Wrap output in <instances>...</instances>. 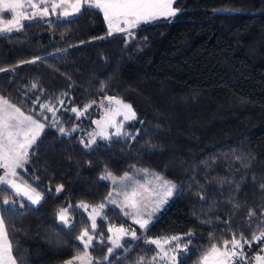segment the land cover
I'll return each mask as SVG.
<instances>
[{"label": "trees", "instance_id": "1", "mask_svg": "<svg viewBox=\"0 0 264 264\" xmlns=\"http://www.w3.org/2000/svg\"><path fill=\"white\" fill-rule=\"evenodd\" d=\"M174 7L175 17L141 23L131 37L109 36L101 12L90 7L0 35V68L14 69L0 72V96L34 117L40 103L51 104L63 127L76 128L61 135L46 126L17 169L42 194L40 203L0 186V208L6 197L16 201L2 215L17 264H65L82 251L76 237L90 224L77 205L105 200L106 169L119 177L144 168L176 188L146 232L105 206L90 249L96 260L107 254L99 233L106 241L109 224L136 229L139 237L124 238L129 251L117 249L111 264H135L141 256L147 264L155 248L145 240L168 235L190 239L179 259L197 264L211 244L234 233L251 241L264 229V0H174ZM108 96L132 106L136 118L127 127L134 134L85 148L80 141L99 116L95 106ZM88 105L79 118L71 111ZM61 208L69 209L71 226L58 221ZM261 247L246 245L245 254L252 259Z\"/></svg>", "mask_w": 264, "mask_h": 264}, {"label": "snow or ice", "instance_id": "2", "mask_svg": "<svg viewBox=\"0 0 264 264\" xmlns=\"http://www.w3.org/2000/svg\"><path fill=\"white\" fill-rule=\"evenodd\" d=\"M28 4L34 11L31 15L28 14L24 3L21 0H0V10H7L13 14V18L7 21L6 26L0 27V32L20 31L23 28L22 21L34 20L41 17H47L50 14H57L60 17H68L80 13L85 6L99 10L103 14L104 21L107 24L108 35L114 32H124L131 37L133 34L132 29L138 27L141 23H150L159 19H168L175 17L180 11L174 7V0H28ZM105 37H100L104 39ZM41 59L36 57L34 60L22 61L21 63H35ZM14 71V69L0 68V72ZM33 89L37 88V84L33 83ZM39 98H37L38 100ZM109 102V110L105 114V120L93 121L100 128L98 133H90L89 139L85 142L81 139L80 143L85 148H90L96 142V136L99 135L102 139H109V134L104 130L106 127H114L115 132L113 135H128L123 132L124 122L134 120L136 113L130 104L124 103L121 99L116 97H105ZM36 103V101H34ZM59 103L62 105L63 100ZM116 105L115 108L111 107ZM40 113L34 117L32 114H26L21 108L7 99L0 98V169L3 174L0 175V185H6L12 190L15 197L26 198L31 204L35 205L40 203L43 199L40 192L26 182L20 181L18 178L17 169L23 168L28 162L30 149L36 144L38 137L46 126L56 127L61 135H70L75 132L76 128L73 127L71 132L61 125L57 118L59 111L51 104L40 103ZM88 105L83 111L73 107L71 111L76 114L77 118L82 116ZM45 110L52 115L50 125H46L39 117H44ZM116 116H123V120L116 121ZM147 173L148 170H143ZM155 181L158 182L160 191L156 192L155 189L139 185L138 188H133L130 192H123V201L118 202L112 199V193L108 194L106 201L121 208L125 216L133 218V223L139 225V229L147 231L150 223L153 222V213L158 211L166 202L167 198L171 197L174 193L176 186L168 180H165L159 174L153 173ZM102 180H112L113 183L117 182V177L112 172L105 170V174L100 177ZM128 174L125 173L119 177V182L128 180ZM63 186L56 188L57 193L62 191ZM264 189V185L261 186ZM149 192L154 206L152 211H146L148 203L147 198L141 191ZM200 195V199L204 200L205 196ZM3 206L0 208V264H17V258L13 254L12 241L5 227V220L2 215L4 211L14 210L16 201L14 199L5 198L2 202ZM24 205L21 203L20 205ZM106 204L101 202L98 206L92 207L89 213L91 220V230L88 228L83 229L76 239L83 246L82 255H76L71 259L65 261V264H111L109 259L113 256L117 249H124L125 252L129 251L124 247V238L130 236L132 240H138L137 230L132 228H125L123 226L116 227L109 224L106 241L105 234L100 232V243L107 242V254L102 257V260H96L90 253L93 246L95 234L97 233V217L104 218L103 209ZM79 208L87 209L89 205L81 202L77 205ZM238 207V205H234ZM69 209L61 208L57 216L64 226H71V221L68 216ZM264 215V214H262ZM249 223L251 218L256 216L254 211H249ZM191 237V232L185 234ZM190 239L185 242L181 236L150 238L145 240L146 244L155 245V255H153L147 264H181L179 259L180 254L189 250ZM253 242H264V229H261L259 235H254L252 240L249 241L240 234L239 238L234 233L231 240L225 239L221 243H213L210 248L200 254L197 264H264V247L250 259L245 254V246L251 247ZM146 258L141 256L137 259L135 264H145Z\"/></svg>", "mask_w": 264, "mask_h": 264}, {"label": "rangeland", "instance_id": "3", "mask_svg": "<svg viewBox=\"0 0 264 264\" xmlns=\"http://www.w3.org/2000/svg\"><path fill=\"white\" fill-rule=\"evenodd\" d=\"M22 3H24L25 5V8L28 12L29 15H31V12L34 11L33 9L30 8L29 4H28V0H21ZM35 2H39V0H35ZM87 7V6H85ZM102 14V13H101ZM73 16V15H72ZM103 16V14H102ZM68 18V17H71V16H68V17H60L58 16L57 14H50L49 16L47 17H41V18H37V19H50V18ZM13 18V14L10 13L9 11L7 10H0V27H4L6 26L7 24V21L8 20H11ZM104 19V18H103ZM36 20V19H34ZM29 21H32V20H24L22 21V23H25V22H29ZM105 22V21H104ZM105 26H106V29H107V34H108V28H107V24L105 22ZM8 32H0V35L2 34H7ZM115 33V32H114ZM124 33V32H123ZM0 98H3L5 99L4 97L0 96ZM117 98V97H116ZM122 100V99H121ZM123 101V100H122ZM124 102V101H123ZM126 103V102H124ZM135 103L137 105H139V108L142 109V102L141 101H138L136 100ZM128 104V103H127ZM96 109L98 110L99 112V116L95 119L92 120V124H91V127L89 128V130L84 134V139H85V142H87V140L90 138L89 137V134L90 133H98L100 131V128L97 127V125L95 123H93V121H96V120H101V121H104L105 120V114L108 112L109 110V102L107 100H104V101H100L98 104H96ZM111 107L115 108L116 105H112ZM72 109V108H71ZM85 109V107H82V108H79V110L83 111ZM75 114V113H74ZM45 115L47 116V121H49L51 123L52 121V115L51 113H48L46 112L45 110ZM76 115V114H75ZM58 116V115H57ZM44 118V117H43ZM58 118V117H57ZM59 119V118H58ZM115 120L116 121H121L123 120V116H116L115 117ZM59 121L61 122V120L59 119ZM132 120H129V121H126L124 122V126H123V132H127L128 135H120V136H115L113 135V133L115 132V128L114 127H106L104 130L109 134V138H115V137H120V138H132L133 136V132L131 131V129H129L127 127V123L130 122ZM62 126V124L60 125ZM97 139H102L99 135L96 136V140ZM180 164V162H178L177 160L175 161V165H178ZM144 168H138V169H133L132 172L128 173V177L129 179L124 181V182H119V177H117V182L116 183H113L112 180H106L109 185H110V191L109 193L111 192L112 193V199L118 201V202H122L124 197H123V192L125 191H131L133 188H138L139 185H145L146 187H149V188H153L156 190V192H159L160 189H159V186H158V182L155 181L154 179V176H153V172L152 171H147V173H145L144 171ZM147 170V169H146ZM3 174V170L0 169V175ZM156 174V173H155ZM177 175H182L181 173H174V176L177 177ZM123 176V175H122ZM18 178L20 181H23L19 175H18ZM165 179V178H164ZM167 180V179H165ZM169 181V180H168ZM25 182V181H23ZM171 182V181H170ZM172 183V182H171ZM2 187H5L7 188L11 193L12 190L10 188H8L6 185H0ZM32 188H34L33 186H31ZM37 192H39L37 189H36ZM141 191L143 192V195L147 198L146 202L148 203V207L146 209V211L150 212L152 211V208L154 206V201L152 200V197L150 195L149 192H144L143 189H141ZM108 193V194H109ZM14 194V193H13ZM42 195V194H41ZM108 197V195H107ZM170 198V197H169ZM167 198V200L169 199ZM20 199L24 200L26 203L30 204V205H33L31 204L29 201L26 200V198H23V197H20ZM106 206L107 205H112V206H115L117 207L116 205L114 204H111V203H108L106 201V198L105 200L103 201ZM80 204V203H79ZM78 204V205H79ZM100 204V203H99ZM99 204L97 205H89V207L87 209H84V208H81V210H83V212L86 214V216L88 217V220H89V224H90V230H91V220L89 219V213H91L92 211V207H96L98 206ZM164 206V205H163ZM117 209H119L121 211V208L120 207H117ZM122 212V211H121ZM123 213V212H122ZM157 211L153 213V217L156 215ZM124 214V213H123ZM127 218L133 223V218L130 217V216H127ZM57 219L59 222H61L57 216ZM134 224V223H133ZM138 229H139V225L137 224H134ZM116 226V225H114ZM109 227V226H108ZM116 227H121V226H116ZM126 228V227H125ZM172 236H178V235H168V236H165V237H172ZM125 238H131L130 236H126ZM157 238H161V237H157ZM78 241V240H77ZM79 242V241H78ZM80 243V242H79ZM82 246V245H81ZM110 246V245H109ZM154 248H155V245H153ZM82 249H83V246H82ZM82 251L77 254V255H82ZM257 253H255L252 257V259L255 257ZM155 255V254H154ZM76 256V255H75ZM71 259V258H70Z\"/></svg>", "mask_w": 264, "mask_h": 264}]
</instances>
